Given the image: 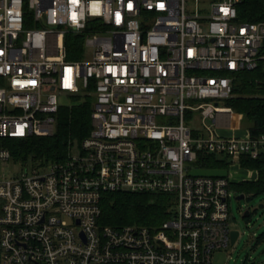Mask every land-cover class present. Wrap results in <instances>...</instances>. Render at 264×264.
Returning a JSON list of instances; mask_svg holds the SVG:
<instances>
[{
  "label": "built area",
  "instance_id": "1",
  "mask_svg": "<svg viewBox=\"0 0 264 264\" xmlns=\"http://www.w3.org/2000/svg\"><path fill=\"white\" fill-rule=\"evenodd\" d=\"M241 1L0 0V264H213L237 243L232 173L191 164L264 158V134L218 131L236 74L264 66V21H240ZM68 34L83 59H68ZM61 94L93 96L91 134L8 177V140L54 134ZM197 114L213 124L195 131ZM117 192L167 195L170 218L102 226Z\"/></svg>",
  "mask_w": 264,
  "mask_h": 264
},
{
  "label": "trees",
  "instance_id": "2",
  "mask_svg": "<svg viewBox=\"0 0 264 264\" xmlns=\"http://www.w3.org/2000/svg\"><path fill=\"white\" fill-rule=\"evenodd\" d=\"M238 12L242 22L264 21V0H242ZM83 42V35L66 36L69 60L83 59ZM73 100V105L59 108L54 134L8 140L14 161L21 165L31 162L35 167L64 161L73 145L81 143L91 134L93 96H74ZM225 103V107L231 108L235 116L250 123L248 129L252 135L264 134V66L236 74L232 97L225 100ZM207 159L209 164L203 165L205 168H218L219 171L229 168V162H222L215 155H210ZM240 162L242 168L257 171L258 178L255 181L233 183L232 190L245 195L264 194V158L243 156ZM101 206L102 226L117 229L128 225L156 228L170 218L171 202L167 195L117 192L106 194Z\"/></svg>",
  "mask_w": 264,
  "mask_h": 264
},
{
  "label": "rangeland",
  "instance_id": "3",
  "mask_svg": "<svg viewBox=\"0 0 264 264\" xmlns=\"http://www.w3.org/2000/svg\"><path fill=\"white\" fill-rule=\"evenodd\" d=\"M90 51L88 50L87 53ZM61 106H71L74 104L73 97L68 96L67 94H61L60 96ZM215 103V102H214ZM221 107L226 106L225 101H219ZM224 121L227 118H222ZM213 122L211 119L203 120L201 115L197 114L192 117L190 125L192 128L202 129L201 126L212 125ZM250 126L249 122H246L242 118L235 116L230 121V127H221L218 128V131L223 134H241L245 129H248ZM73 152H78V143L76 142L73 146ZM238 161L235 160L232 164L233 168H230L229 171H219L218 168H212V170H205L202 163L199 164L193 163L191 166L197 167L194 169L195 174L203 175H233V181L235 183L251 181V178H254V170H242L239 168ZM33 163H27L25 165L19 164L12 160L7 164L4 171L8 177H11L13 174H20L24 169L32 170ZM237 171L236 173H234ZM258 174V172H257ZM255 181V180H254ZM240 195L238 191L233 190V197L229 201L230 212H231V227L233 230H236L240 233V237L237 243L234 246H229L227 249L216 252L213 255L212 263L213 264H264V208L259 209L260 204H264V194L247 195L248 199L237 200V197ZM250 196V197H249ZM252 197V199H250ZM247 209H251L252 215L249 219L243 218V214ZM261 238V240H259Z\"/></svg>",
  "mask_w": 264,
  "mask_h": 264
},
{
  "label": "water",
  "instance_id": "4",
  "mask_svg": "<svg viewBox=\"0 0 264 264\" xmlns=\"http://www.w3.org/2000/svg\"><path fill=\"white\" fill-rule=\"evenodd\" d=\"M245 194H240L238 197H237V200H243L245 199ZM264 208V204H260L259 205V209H263ZM245 217H249L250 216V212L247 210L244 214ZM239 237V232L238 231H234L233 234H232V245H234L237 241Z\"/></svg>",
  "mask_w": 264,
  "mask_h": 264
},
{
  "label": "crops",
  "instance_id": "5",
  "mask_svg": "<svg viewBox=\"0 0 264 264\" xmlns=\"http://www.w3.org/2000/svg\"><path fill=\"white\" fill-rule=\"evenodd\" d=\"M221 133V132H220ZM248 133V129H245L244 130V132L242 133L243 134V136H245L246 134ZM221 134H223V133H221ZM223 135H228V136H235V135H238V136H242L241 134H228V133H226V134H223ZM242 170H245V169H242ZM237 171H235L234 173H236ZM256 173L254 174L253 173V177L254 178H251L252 180L251 181H254V180H257V178H258V174H257V171H255Z\"/></svg>",
  "mask_w": 264,
  "mask_h": 264
},
{
  "label": "flooded vegetation",
  "instance_id": "6",
  "mask_svg": "<svg viewBox=\"0 0 264 264\" xmlns=\"http://www.w3.org/2000/svg\"><path fill=\"white\" fill-rule=\"evenodd\" d=\"M245 197H246L245 199H248V196H247V195H245ZM249 197H250V196H249ZM250 199H252V197H251ZM247 210L250 212V216H249V217H245V216H244V214H245V212H246ZM247 210H246V211L244 212V214H243V218H245V219H249V218L251 217V215H252L251 209H247Z\"/></svg>",
  "mask_w": 264,
  "mask_h": 264
}]
</instances>
